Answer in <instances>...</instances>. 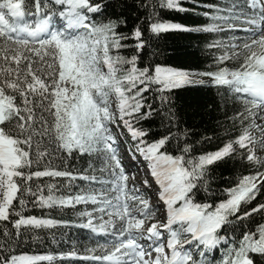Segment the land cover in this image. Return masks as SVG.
I'll return each mask as SVG.
<instances>
[{
    "label": "snow or ice",
    "instance_id": "1",
    "mask_svg": "<svg viewBox=\"0 0 264 264\" xmlns=\"http://www.w3.org/2000/svg\"><path fill=\"white\" fill-rule=\"evenodd\" d=\"M139 6L152 9L147 31L153 36L169 31L233 33L227 44H208L219 53L212 57L215 70L199 75L224 89L226 103L240 106L231 119L241 131L216 151L194 154L185 140L178 154H172L168 145L176 136L171 130L150 140L149 131L138 125L161 110L174 124L171 92L204 80L159 64L140 67L138 55L122 57L129 37L117 31L116 21L93 18L104 10L96 0H0V235L7 238V243L0 242V264L72 259L92 264H210L206 253L227 239L221 229L264 212V203L247 207L264 187V157L256 152L264 150V0L196 5L206 9L200 15L210 22L204 26L158 18L156 7L185 11L182 0H156L155 5L144 0ZM131 39L137 51L145 48L139 27ZM153 90L159 107L147 102L145 93ZM121 127L133 143L128 150L132 161L137 155L145 161L149 179L139 184L134 175L130 180L121 158ZM238 151L256 167L255 174L225 190L228 198L215 207L196 202L193 190H207L208 169ZM74 153L89 157L87 169L66 167L64 158ZM57 159L59 166L53 163ZM76 180L86 184L72 190ZM150 181L157 188L155 202L141 187L150 190ZM30 201L40 209L87 205L90 210L77 215L86 220L81 227L105 238L98 254L86 249L88 254L80 255L75 248L16 254L9 245L23 243L29 230L69 223L25 215ZM249 253L264 255V224L245 231L218 264H253Z\"/></svg>",
    "mask_w": 264,
    "mask_h": 264
},
{
    "label": "trees",
    "instance_id": "2",
    "mask_svg": "<svg viewBox=\"0 0 264 264\" xmlns=\"http://www.w3.org/2000/svg\"><path fill=\"white\" fill-rule=\"evenodd\" d=\"M96 2L102 3L104 10L102 15L94 16V18L104 22L116 21L120 24L117 31L129 37L124 42L128 46L120 50L122 57L131 58L133 55H138L140 67L164 65L189 71L194 75V80L205 81L204 84L194 83L181 86L171 92V107L176 114L174 124L168 123L163 110L150 119L140 122L138 127L149 131L150 140L163 136L171 130L176 139L170 142L168 149L175 155L178 154L185 140L192 144L194 154H202L216 151L228 141L236 138L241 131V126L231 118L235 116L240 106L233 104L231 100L226 103L223 95L224 89L210 86L207 78L199 75L202 72L215 70L212 65V57L217 52L209 49L208 44L213 40L225 43L227 38L233 35L232 33L200 35L192 32L169 31L161 33L157 37L147 31L148 17L152 9L139 6L144 0H96ZM147 2L156 4V0H147ZM211 2L213 0H192V2L182 0L185 11L156 7L155 12L161 21L186 26H204L210 22L200 15L206 9L196 5ZM219 2L221 6H224L225 0H219ZM136 27L144 32L146 46L142 51L135 49L136 41L131 39V34ZM145 96L148 98V103L159 107L155 90L145 93ZM242 155L243 153L238 151L237 154L212 165L208 169L207 190L204 187L194 189V200L199 203H209L215 207L218 202L228 198L225 190L236 185L243 176L254 175L256 167L249 165L242 159ZM64 160L67 168L80 170L87 169L89 157L74 153L72 157H66ZM53 163L59 166L60 160H54ZM85 184L86 182L76 180L73 182L72 190H75L76 185L84 186ZM258 203H264V187L260 188L256 200L247 207H254ZM85 210H90L87 205H78L76 208L40 209L32 207L30 201L29 210L25 212V215L63 219L69 223L54 228L29 230L22 237L23 243L14 241L9 247L14 248L16 254L59 253L71 251L73 248L80 255L88 254L86 249H97L98 254V245L103 244L105 238L80 226L85 223V219L78 216L77 213ZM230 219L232 218L230 217ZM260 224H264V212L256 213L242 222L221 229V234L225 235L227 239L206 253L210 264H218L228 250L239 245L245 231L254 230ZM6 226L11 231V224ZM0 242L7 243V238L0 235ZM7 254L5 253V255ZM249 258L253 264H264V255L262 254L249 253ZM43 264H47V262H43ZM58 264H92V262L72 259L58 262Z\"/></svg>",
    "mask_w": 264,
    "mask_h": 264
},
{
    "label": "rangeland",
    "instance_id": "3",
    "mask_svg": "<svg viewBox=\"0 0 264 264\" xmlns=\"http://www.w3.org/2000/svg\"><path fill=\"white\" fill-rule=\"evenodd\" d=\"M223 27H225V28H227V25H223ZM238 27H243V25H238ZM233 34V33H232ZM236 35V34H235ZM238 35H245L244 33H238ZM229 40H230V38H227V41L225 42V44H227L228 42H229ZM219 53H216V55H218ZM112 109H113V111H115L116 110V108H115V104L114 103H112ZM260 121H257V123H259ZM124 130V131H123ZM117 131V129L116 128H113V132H116ZM119 132L120 133H122V136L121 137H119L120 139H121V146L122 145H124V144H126L125 142H130L132 145H133V143H132V141H131V138H130V136H129V133H127V135L129 136V139L126 137V130L123 128V127H121L120 129H119ZM120 146V147H121ZM256 152H257V155H259V156H262V157H264V150H261L260 148H257L256 149ZM120 154H121V158H122V160L125 162L124 163V167H125V170H126V172L127 171H129L130 170V164H129V162H128V157H131L130 155H122V153H121V150H120ZM131 161V160H130ZM129 175V177H130V179L132 178V176H131V174H128ZM141 187H142V190H145V191H148V193H149V195L151 196V198H152V201L153 202H155L156 201V199L157 198H154L152 195H153V193H156V191H157V188H156V186L154 187L153 185L151 186V187H149L150 188V190L149 189H144L143 188V185H141ZM164 211V209H163V207H161L160 208V210H159V212L157 213V215L159 216L160 215V213H162ZM105 219H107V217H105ZM195 253L194 254H196L197 252H198V250H196V251H194Z\"/></svg>",
    "mask_w": 264,
    "mask_h": 264
}]
</instances>
